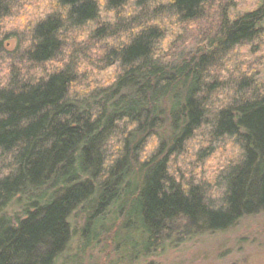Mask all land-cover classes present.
<instances>
[{"label": "trees", "instance_id": "trees-1", "mask_svg": "<svg viewBox=\"0 0 264 264\" xmlns=\"http://www.w3.org/2000/svg\"><path fill=\"white\" fill-rule=\"evenodd\" d=\"M33 1L0 0V264H56L78 216L79 249L114 248L125 232L129 251L145 247L136 262L264 214V75L241 50L264 46V0ZM22 14L32 19L19 31ZM230 140L243 149L235 160ZM193 147L202 175L228 158L222 199L203 180L185 195L184 169L182 183L168 174Z\"/></svg>", "mask_w": 264, "mask_h": 264}, {"label": "rangeland", "instance_id": "rangeland-1", "mask_svg": "<svg viewBox=\"0 0 264 264\" xmlns=\"http://www.w3.org/2000/svg\"><path fill=\"white\" fill-rule=\"evenodd\" d=\"M35 1L41 9L48 2L47 0L33 2ZM220 1L224 2V0ZM255 2L256 0H241V6L237 7L239 10H246L253 7L251 5ZM185 39L189 41L187 46L192 48L194 41L192 30L187 33ZM14 45L13 40L12 46ZM242 57V60H249L253 66L259 64L264 75V54L257 55L247 50L242 53ZM16 210L20 209L16 208ZM83 223V216H78L74 225L76 227L74 240L56 264H150L152 262L155 264H264V214L246 217L226 231L205 234L193 240L180 242L178 245L169 242L164 249L160 247L155 254L148 258L141 256L136 262L134 258L144 254L145 247L138 250L133 245L131 253H128L130 241L125 232L119 235L118 239L121 243L116 241L114 248L112 245L107 244L109 248L102 243L87 251L79 249ZM123 242L125 243L122 244ZM135 242L137 239L134 244ZM117 249L119 251L115 253Z\"/></svg>", "mask_w": 264, "mask_h": 264}, {"label": "clouds", "instance_id": "clouds-1", "mask_svg": "<svg viewBox=\"0 0 264 264\" xmlns=\"http://www.w3.org/2000/svg\"><path fill=\"white\" fill-rule=\"evenodd\" d=\"M13 11L15 12L16 9L13 8ZM21 11L23 12V10H21ZM41 18H43V17H41ZM30 19H32V18L29 17V16H25L23 14L18 18V20H17L16 23L18 25L19 31H24L25 30V25L27 24L28 20H30ZM173 19H175V17H173ZM155 23L159 24V21H155ZM165 23H167V21H165ZM13 26L14 25H9L8 28L5 29V31H10ZM137 31H139V29H137ZM84 38L85 37L83 35H81V36L78 37V40H81L82 41ZM121 39H123V37ZM172 39H173L172 36L166 37V39L163 41V44L161 45V47H165L168 44V42L170 40H172ZM108 43H112V42L111 41H108ZM256 43H259V41H256ZM31 44H32V40L29 38V39L25 40V42L23 44V47L24 48H27ZM248 47H251V45H248L247 47H245L244 49H241V50L242 51H247V48ZM165 50H166V47H165ZM93 51H95V49ZM260 54H264V46H262L261 52L260 53H257V55H260ZM99 55H103V52L101 51L99 53ZM159 55H160V53L159 52H156L154 54V58L156 56H159ZM118 66H119V61H117L116 64H114L111 68L108 69V72L106 74L107 75H111L112 76V79L106 81L105 82L106 84H110V83L114 82V80L116 78L115 73L117 72ZM60 67H63V65L61 64ZM85 67H86V65H81L77 69V71L78 72H83L85 70ZM228 67L231 68L232 65L229 64ZM38 75H43V73H39ZM226 77H227V73H225L222 78H226ZM206 79H207V77H206ZM93 87H95V85H93ZM77 90H79V91H85L84 89H77ZM202 94L203 93H198V95H202ZM220 99L221 100H225V97L224 96H221ZM221 106L222 105H220V104L217 105V107H221ZM134 127H135V125L133 124L131 126V128H134ZM201 127L202 128L211 129V125H207V124L201 125ZM131 128L129 129L130 131H131ZM197 132H199V129H197ZM234 139L235 138L233 137L232 140H234ZM232 140H230L228 142V145H227L228 149H230V151L227 153V157H231L233 160H235L242 153L243 149L241 148V146L239 144L233 145ZM192 143L195 144L194 141ZM108 144L109 145H115L114 147L111 148V151L113 153H115L117 151V149H119L121 147V145L115 143V140L114 139H110L108 141ZM155 147H156V141L153 140V142L148 145V149L149 150H152ZM195 151H196V148L195 147L190 148L189 149V153L190 154L188 156H181L179 158V161L180 162L177 165H173L172 160H169L168 161V165L169 166L167 168L168 174L171 175V176H173L175 178V180H176L177 183H182L180 175L176 172V167H180V168L184 169V181L185 182L182 183V186H183L185 195H188L189 194V187H190V185L186 181H188L189 179H191L192 180V184L198 185L203 180V181H206L209 185H212L211 192L209 193V195L213 199H216V200L222 199L224 197L225 193L227 192V186L226 185L217 186V177L220 174V172L223 171L224 168L228 165V163H229L228 158L227 157L222 158L220 160V164H219V166H218L217 169H215L213 171H210L207 174H203L202 175L201 167L198 166V167H195L194 169H192L188 165V161H194V160L197 159L196 155L194 154ZM221 151L215 152L213 158L211 160H209L208 163H210V164L211 163H215L216 159L218 157H221ZM147 156H148V152H145L141 156V160L147 159ZM9 159H11V157H9ZM115 159H116V156L115 155H113L109 159H107L105 161V167H108L109 165H111L115 161ZM9 171H10L9 169H5L3 171V173L0 174V178H2L3 176H7L9 174Z\"/></svg>", "mask_w": 264, "mask_h": 264}]
</instances>
